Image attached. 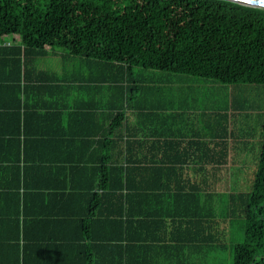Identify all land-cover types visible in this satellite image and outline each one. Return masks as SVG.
Returning a JSON list of instances; mask_svg holds the SVG:
<instances>
[{
	"label": "trees",
	"instance_id": "trees-1",
	"mask_svg": "<svg viewBox=\"0 0 264 264\" xmlns=\"http://www.w3.org/2000/svg\"><path fill=\"white\" fill-rule=\"evenodd\" d=\"M6 40L12 44H0V264L71 248L79 264H264V123L252 189L229 195L220 214L176 181L170 188L166 179L159 187L150 183L158 175L225 171V140L206 145L214 158L207 162L141 163L128 113L137 110L135 93L149 71L264 85V8L227 0H0V42ZM50 57L73 67L40 68L38 61ZM30 176L87 180L68 185L64 197L75 198L80 211L31 212L26 193L39 202L56 190L32 187ZM162 190L171 194H157ZM54 220L77 227L79 238L29 237ZM236 227L244 240L233 244Z\"/></svg>",
	"mask_w": 264,
	"mask_h": 264
},
{
	"label": "crops",
	"instance_id": "crops-1",
	"mask_svg": "<svg viewBox=\"0 0 264 264\" xmlns=\"http://www.w3.org/2000/svg\"><path fill=\"white\" fill-rule=\"evenodd\" d=\"M147 74L148 83L142 85L135 93L137 110L128 111L134 125L131 131L136 134L135 140L142 144L141 163L189 165L196 163L192 159L205 162L214 160L210 158V153H207L206 145L212 148L220 139H224L229 148V167L225 171L169 174L165 178L158 175L151 177L150 185L159 187L163 184L161 183L163 179H166L170 188L176 181L182 192L188 191L184 193L186 196H191L192 192H195L202 199V204L207 206L214 204L216 213H223V207L227 205L224 199L233 193H244L245 189H248V172L244 166L247 165L254 145L260 146L261 152L262 133L258 138L252 137L246 123L250 113L259 110V105L248 96H244L246 86L222 85L163 72L149 71ZM89 100L93 106L97 105L94 96L89 97ZM257 115L260 116L259 111ZM196 142L200 148L192 150ZM216 159L220 161L221 156ZM29 184L32 187L56 190L49 195H53L54 198L48 201L37 202L36 193L28 192L25 195L29 199L28 209L31 212L51 216L55 213L73 214L80 211L75 198L64 202V197L68 194V185L86 186L87 180L64 176L60 178L30 176ZM160 192L157 194L161 195L163 192L171 194L168 193L169 190ZM45 194L47 193L43 192L41 196ZM159 209L161 205L160 207L158 205ZM221 219L220 215L218 221L220 229L224 227V221ZM47 223L55 224L49 226ZM227 225L231 229L235 228L232 224ZM29 237L33 240L59 238L73 242L79 238V232L73 225L54 220L40 223L39 228L29 230ZM182 240L179 239L178 243L183 242ZM72 249L66 252H30L25 256L24 264H79L78 254ZM5 261L12 263L17 261V258L8 257Z\"/></svg>",
	"mask_w": 264,
	"mask_h": 264
},
{
	"label": "rangeland",
	"instance_id": "rangeland-1",
	"mask_svg": "<svg viewBox=\"0 0 264 264\" xmlns=\"http://www.w3.org/2000/svg\"><path fill=\"white\" fill-rule=\"evenodd\" d=\"M38 65L40 68L47 69V70H63L65 67L72 68L73 63H64L62 59L60 58H45L38 61ZM245 91L244 96H248L251 101H255L256 105H259V110H255L250 113L249 119L246 121L247 125L250 128L251 136L254 138H258L261 134V127L264 123V85H245ZM258 111L260 116H258ZM260 147V146H259ZM258 145H254V150L247 160V165H245V169L248 172L247 179H248V189H245V192H249L252 189L254 179H255V173L258 169L259 164V156H260V149ZM235 232H237V237L234 238V240H231L233 244L241 243L244 240V236L242 233V236H238L241 229L239 227H236ZM240 230V231H239ZM242 232V231H241ZM230 251V250H229ZM229 254V253H228ZM231 260V256L230 259Z\"/></svg>",
	"mask_w": 264,
	"mask_h": 264
},
{
	"label": "water",
	"instance_id": "water-1",
	"mask_svg": "<svg viewBox=\"0 0 264 264\" xmlns=\"http://www.w3.org/2000/svg\"><path fill=\"white\" fill-rule=\"evenodd\" d=\"M235 3H239L241 5L264 8V0H227Z\"/></svg>",
	"mask_w": 264,
	"mask_h": 264
},
{
	"label": "built area",
	"instance_id": "built-area-1",
	"mask_svg": "<svg viewBox=\"0 0 264 264\" xmlns=\"http://www.w3.org/2000/svg\"><path fill=\"white\" fill-rule=\"evenodd\" d=\"M0 44L3 45V46H10L12 44V41L6 40V41H3V42H0Z\"/></svg>",
	"mask_w": 264,
	"mask_h": 264
}]
</instances>
